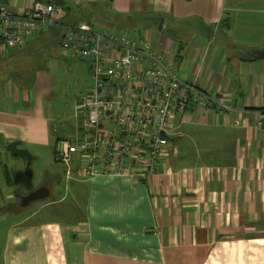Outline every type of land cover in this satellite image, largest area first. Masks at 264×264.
<instances>
[{"label":"crops","instance_id":"1","mask_svg":"<svg viewBox=\"0 0 264 264\" xmlns=\"http://www.w3.org/2000/svg\"><path fill=\"white\" fill-rule=\"evenodd\" d=\"M2 1L14 11L36 1L63 10L44 33L0 58L18 59L0 71V152L13 141L49 146L59 162L74 111L58 114L47 101L54 84L42 67L48 56H76L61 41L77 22L132 30L143 49L165 54L179 80L208 90L222 106L178 111L168 154L146 180L84 176L72 155L66 178L82 215L47 220L35 211L14 219L0 229V264H264V0ZM57 181L47 179L39 188L49 194L38 200H48ZM32 202L21 198L22 208H11Z\"/></svg>","mask_w":264,"mask_h":264},{"label":"built area","instance_id":"2","mask_svg":"<svg viewBox=\"0 0 264 264\" xmlns=\"http://www.w3.org/2000/svg\"><path fill=\"white\" fill-rule=\"evenodd\" d=\"M54 2L36 1L22 11L0 0V41L25 46L54 24L62 12ZM61 48L90 64L92 83L74 105V133L59 141L58 160L68 164L81 154L83 174L156 175L168 154L174 115L189 106L221 103L195 83L183 82L158 49L145 50L137 39L116 29L94 28L93 21L66 26Z\"/></svg>","mask_w":264,"mask_h":264},{"label":"rangeland","instance_id":"3","mask_svg":"<svg viewBox=\"0 0 264 264\" xmlns=\"http://www.w3.org/2000/svg\"><path fill=\"white\" fill-rule=\"evenodd\" d=\"M135 20L141 25V19L135 18ZM114 28L138 40V36L132 34V30L120 28L119 25H114ZM96 29L99 31L103 30L99 26ZM142 31L144 34L141 37L144 38L146 30L143 29ZM157 31L156 29L151 31L149 36L151 40L154 39ZM8 50L5 46L0 45V58ZM50 58L52 57H45V60L50 61L49 63H44L42 67L49 71L54 84L50 89L52 92L49 94L47 101L55 105L56 113H66L67 116H72L74 102L83 97L91 85L90 65L88 61L82 60L81 57L67 56L62 54V52L59 54L57 61ZM1 144V148L3 149L4 142ZM20 147L27 149L32 157H38L32 158L31 163L28 164L26 157L17 155L7 148L1 150L0 229L1 227L8 226L14 219H19L21 216H26L35 211L38 212L37 219H74L81 216L82 206L75 204L73 199V182H70L66 178L68 173L66 172L67 164L56 161L55 148L49 146L37 147L27 143L20 144ZM73 157L75 163H77L76 159L78 161V159L82 158L76 152L73 153ZM7 172L12 180V185L7 183ZM55 178L58 179L55 183L57 186L48 200H36L22 211H15L11 208L13 205L16 208H22L19 200L23 196L39 188L47 179L55 182ZM64 195V199L59 201ZM49 201L52 202L49 203ZM4 229L5 227L1 231Z\"/></svg>","mask_w":264,"mask_h":264},{"label":"water","instance_id":"4","mask_svg":"<svg viewBox=\"0 0 264 264\" xmlns=\"http://www.w3.org/2000/svg\"><path fill=\"white\" fill-rule=\"evenodd\" d=\"M55 1L61 5L65 4L64 0H55ZM19 144L20 143L18 141H13L7 145V149L17 155L26 157L28 160V164H30L32 160V155L27 149L20 148ZM48 194H49V190L47 189V187L43 186L35 191H32L28 195L23 196L22 203L23 205H28L32 201L38 200L40 198H45Z\"/></svg>","mask_w":264,"mask_h":264},{"label":"trees","instance_id":"5","mask_svg":"<svg viewBox=\"0 0 264 264\" xmlns=\"http://www.w3.org/2000/svg\"><path fill=\"white\" fill-rule=\"evenodd\" d=\"M51 26H52V25H51ZM49 27H50V26H49ZM49 27H47L45 30H43L41 33H39V34H37V35H35V36H39V35H41V34L44 33ZM35 36H33V37H35ZM33 37H32V38H33ZM32 38H31V39H32ZM31 39H30V40H31ZM30 40H29V41H30ZM29 41H28V42H29ZM17 60H18V59L15 58V60L12 61V63H7V62H5V61H3V60H0V71H1V73L3 72V70H5V69H3V68H7V69H8V67H9V66L11 67L12 65H14V63H16ZM10 67H9V68H10ZM20 76H22V75H20ZM6 174H7V181H8L9 184H11L12 181H11V178H10V176H9V173L7 172Z\"/></svg>","mask_w":264,"mask_h":264},{"label":"bare ground","instance_id":"6","mask_svg":"<svg viewBox=\"0 0 264 264\" xmlns=\"http://www.w3.org/2000/svg\"><path fill=\"white\" fill-rule=\"evenodd\" d=\"M84 22H88V21H84ZM77 56V55H76ZM80 57V56H79ZM82 58V57H81ZM83 59V58H82ZM85 60V59H84ZM87 61V60H86ZM89 63V62H88ZM90 65V64H89Z\"/></svg>","mask_w":264,"mask_h":264}]
</instances>
